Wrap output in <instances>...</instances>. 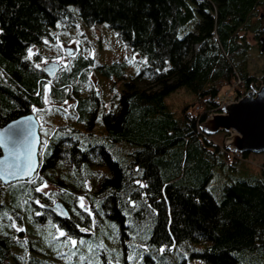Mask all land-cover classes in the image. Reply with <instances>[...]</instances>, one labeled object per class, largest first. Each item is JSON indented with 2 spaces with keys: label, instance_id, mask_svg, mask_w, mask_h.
<instances>
[{
  "label": "trees",
  "instance_id": "16d2710c",
  "mask_svg": "<svg viewBox=\"0 0 264 264\" xmlns=\"http://www.w3.org/2000/svg\"><path fill=\"white\" fill-rule=\"evenodd\" d=\"M259 6L264 0H0V125L43 111L46 96L52 103L38 169L0 182V264H151L156 253L205 240L188 253L208 264H244L264 253V158L253 164L250 152L227 150L217 133L199 128L224 87L240 79L239 94L264 82V69L257 79L246 64L245 35L258 48L264 37ZM77 17L106 22L144 57L108 109L88 75L101 65L86 48L51 77L38 65L43 46L55 41L51 30ZM32 45L43 51L30 56ZM178 89L190 97L175 112L165 95ZM101 107L106 139L132 145L125 167L89 138ZM225 165L238 174L216 199L207 184ZM45 182L54 187L36 191ZM56 199L68 216L48 206Z\"/></svg>",
  "mask_w": 264,
  "mask_h": 264
},
{
  "label": "rangeland",
  "instance_id": "374dc122",
  "mask_svg": "<svg viewBox=\"0 0 264 264\" xmlns=\"http://www.w3.org/2000/svg\"><path fill=\"white\" fill-rule=\"evenodd\" d=\"M73 9L76 11L75 7H73ZM258 11H264V6H259ZM57 26V28L51 30L54 32L55 41L49 42L50 44H46L47 46H43L45 53L38 61V65L41 66L50 60L58 61L60 65L66 64L73 54H76L81 48H86L94 58V63L101 65V67L93 66L92 70L89 72L88 75L91 84L99 94L100 102L104 104L103 109L113 107L117 101L116 98L118 93L126 87L124 81L136 76L141 63L144 61V57L132 49V47L121 38L117 30L106 22L98 21L93 24H85L80 17H77V20L71 26L64 27L60 22L57 23ZM245 36L252 45L246 58L247 68L249 72L258 79L264 69V50L258 48L257 41L252 33H247ZM66 49H69V52H65ZM29 50H31V53ZM29 50L28 54L31 56L34 52L41 50V48L37 45H32ZM239 82H241L240 79L224 87L220 91L219 95L222 96V103L236 97L235 95L237 93L234 90V86L238 85ZM137 85L144 87L148 86V83L138 81ZM245 89L246 88L241 87L240 92ZM185 97H190V94L183 89H178L165 95V100L169 108L176 112L182 102L181 99ZM45 100L46 108L43 111H38L36 114L39 121V132H44V127L46 125L44 121L49 112H51L52 107V103L48 99V96L45 97ZM62 107L69 111L71 101L66 100L62 103ZM36 110L37 108H34L33 111ZM101 110L102 107L98 109L92 128L93 132L89 138L104 143L113 158L117 159L125 167L128 160L131 158L130 152L132 145L126 141H109L106 139L104 136V125L101 119ZM60 120L64 121L66 118L61 115ZM216 133L217 138L221 139L223 142L224 134L222 135L220 131ZM263 158L264 151L250 152L246 160L258 165ZM238 162H240V160L237 161V163ZM102 167L108 168L107 166ZM237 174V171L228 169L226 165L223 169L219 166L209 179L207 187L211 190L216 199H220L224 183L230 181L231 178ZM91 184V180L86 181L88 187H90ZM53 187V184L49 182H45L39 186V188H42L44 191H48ZM81 198H83L82 203L86 204L83 196H80L79 202L81 203ZM58 233L61 234L64 232L58 230ZM207 242L208 240L195 241L189 242L186 246L178 245L176 247H171L168 250L154 254L151 264H208L203 259L191 256L188 253L194 248L204 246ZM254 259L259 263L264 262V253H260L259 256ZM255 261L246 259L243 260V263L255 264Z\"/></svg>",
  "mask_w": 264,
  "mask_h": 264
},
{
  "label": "water",
  "instance_id": "95a60500",
  "mask_svg": "<svg viewBox=\"0 0 264 264\" xmlns=\"http://www.w3.org/2000/svg\"><path fill=\"white\" fill-rule=\"evenodd\" d=\"M259 48L264 50V37L259 38ZM65 52H69L66 49ZM59 68V62L50 60L41 65L46 76H53ZM199 128L206 134L224 132L223 145L227 150L236 152L264 151V82L250 84L235 98L222 103L218 110L208 112L199 122ZM22 131L23 135H14ZM39 121L31 110L0 125V172H13L4 175L0 182H9L30 177L39 166ZM19 163L20 169L10 167ZM32 170L22 174L26 166ZM48 206L60 218L68 216L65 204L56 199Z\"/></svg>",
  "mask_w": 264,
  "mask_h": 264
},
{
  "label": "snow or ice",
  "instance_id": "6c2138e0",
  "mask_svg": "<svg viewBox=\"0 0 264 264\" xmlns=\"http://www.w3.org/2000/svg\"><path fill=\"white\" fill-rule=\"evenodd\" d=\"M29 52L31 53V50H29ZM14 135H23V132L22 131H17ZM10 167H15L17 169H20L21 165L19 163H16L14 165H11ZM31 170H32V166H31V164H28L26 166V170H24L22 172V174L27 175L28 172L31 171ZM4 175H15V173L7 172L6 170L4 172H0V178H2ZM45 187H46V185H45ZM36 191H42V188H37ZM82 200H83V198H81V206H83ZM61 235H63V233H61ZM72 243L75 244L76 242L72 241Z\"/></svg>",
  "mask_w": 264,
  "mask_h": 264
},
{
  "label": "built area",
  "instance_id": "2783aa9c",
  "mask_svg": "<svg viewBox=\"0 0 264 264\" xmlns=\"http://www.w3.org/2000/svg\"><path fill=\"white\" fill-rule=\"evenodd\" d=\"M222 96H220V95H218L217 97H216V100H217V102H218V109L220 108V106H221V104H222V98H221ZM217 109V110H218Z\"/></svg>",
  "mask_w": 264,
  "mask_h": 264
},
{
  "label": "bare ground",
  "instance_id": "6f19581e",
  "mask_svg": "<svg viewBox=\"0 0 264 264\" xmlns=\"http://www.w3.org/2000/svg\"><path fill=\"white\" fill-rule=\"evenodd\" d=\"M256 85V84H255ZM36 115V114H35ZM37 117V116H36ZM38 119V118H37Z\"/></svg>",
  "mask_w": 264,
  "mask_h": 264
}]
</instances>
